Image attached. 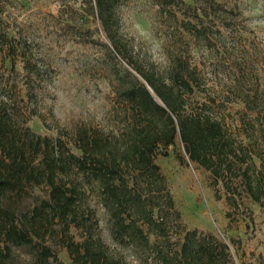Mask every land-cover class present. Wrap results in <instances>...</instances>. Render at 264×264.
Listing matches in <instances>:
<instances>
[{"label": "rangeland", "instance_id": "rangeland-1", "mask_svg": "<svg viewBox=\"0 0 264 264\" xmlns=\"http://www.w3.org/2000/svg\"><path fill=\"white\" fill-rule=\"evenodd\" d=\"M89 1L0 0V47L5 43L0 48V99L9 98L7 107L17 124L43 136L61 137L76 153L73 138L80 128L99 130L113 141L124 142L132 126L140 124L137 118H142L135 115L123 90L145 80L114 51ZM217 1L218 11L208 0H180L165 9L156 0H121L116 13L118 44L144 70L167 79L181 55L196 77L193 92L184 95L181 115L209 114L222 121L237 140L238 154L241 148L251 153L250 174L256 179L264 175V0ZM201 7L210 12L203 17L209 38L195 36L182 24L184 20L201 23V13L199 17L194 13ZM10 45L18 50L14 69ZM28 60L36 71L25 67ZM231 156L232 172L247 166ZM156 162L174 202L170 207L161 200L160 211L174 248L184 229L197 228L226 242L233 264H264V197L262 203L255 201L240 177L230 171L216 182L211 170L190 160L180 136L174 144L159 147ZM230 196L237 201L231 202ZM47 197L48 190L41 185L29 187L22 197L8 193L4 203L22 213ZM88 204V223L109 254L123 256L128 264H154L133 248L116 244L104 207L95 196ZM84 227H71L76 241L87 235ZM144 228L154 242L157 236L147 225ZM57 231L47 236V244L62 264H73L59 226ZM8 260L36 264L35 251L12 245Z\"/></svg>", "mask_w": 264, "mask_h": 264}, {"label": "trees", "instance_id": "trees-1", "mask_svg": "<svg viewBox=\"0 0 264 264\" xmlns=\"http://www.w3.org/2000/svg\"><path fill=\"white\" fill-rule=\"evenodd\" d=\"M120 1L90 0L89 3L91 13L98 16L114 51L127 59L145 80L123 90L135 115L142 116L137 118L140 124L132 126L124 142L113 141L99 130L80 128L73 138V144L79 150L76 153L61 137L43 136L28 126L17 124L7 107L9 98L0 99V241L3 243L0 245V264H16L8 260L12 245L32 248L36 264H49L52 260L62 264L52 246L47 244L50 233L56 231L59 234L58 226L73 264H128L123 256L109 254L101 236L95 234L93 224L88 223L86 211L91 196H95L106 210L114 242L140 252L146 261L150 258L154 264H233L229 245L212 232L184 229L178 246L174 248L171 244L169 226L160 211L164 207L161 200L170 207L174 202L166 192V179L156 156L161 145L174 144L178 136L190 160L211 170L216 175V182L220 177L225 178L223 172L234 170L231 154L246 163V167L240 166L239 172L232 173L240 177L255 201H263L264 175L252 177L251 153L241 148L242 154H238L237 140L222 121L209 114L181 115L186 103L184 95L193 92L192 80L196 79L194 69L183 57L177 56L167 79L154 71L144 70L120 48L116 29ZM156 1L165 9L180 0ZM208 2L213 4L215 11L221 7L217 0ZM194 11L198 17L201 13V23L184 20L183 27L195 36L209 38L203 21L210 13L208 8H195ZM8 52L14 69L13 56L18 50L10 45ZM25 67L31 73L36 71L31 60ZM151 89L162 104L155 99ZM250 125L254 129L257 126L255 122ZM261 136L264 139V126ZM41 185L46 186L48 197L29 211L18 213L4 203L8 193L22 197L29 187ZM229 199L237 201L232 196ZM144 224L157 236L154 242ZM75 225H85L87 229V235L80 242L70 231Z\"/></svg>", "mask_w": 264, "mask_h": 264}]
</instances>
